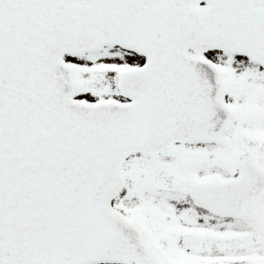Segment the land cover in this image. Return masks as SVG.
I'll return each mask as SVG.
<instances>
[{
	"label": "snow or ice",
	"instance_id": "6c2138e0",
	"mask_svg": "<svg viewBox=\"0 0 264 264\" xmlns=\"http://www.w3.org/2000/svg\"><path fill=\"white\" fill-rule=\"evenodd\" d=\"M0 264H264V0H0Z\"/></svg>",
	"mask_w": 264,
	"mask_h": 264
}]
</instances>
